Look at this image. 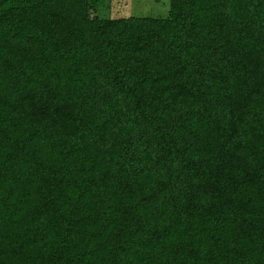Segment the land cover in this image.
I'll return each mask as SVG.
<instances>
[{"label":"trees","instance_id":"1","mask_svg":"<svg viewBox=\"0 0 264 264\" xmlns=\"http://www.w3.org/2000/svg\"><path fill=\"white\" fill-rule=\"evenodd\" d=\"M0 0V264H264V0Z\"/></svg>","mask_w":264,"mask_h":264},{"label":"rangeland","instance_id":"2","mask_svg":"<svg viewBox=\"0 0 264 264\" xmlns=\"http://www.w3.org/2000/svg\"><path fill=\"white\" fill-rule=\"evenodd\" d=\"M168 8L169 0H109L98 8L96 15L102 18L165 17Z\"/></svg>","mask_w":264,"mask_h":264}]
</instances>
